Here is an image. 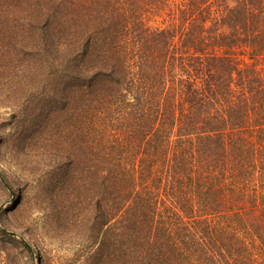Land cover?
I'll use <instances>...</instances> for the list:
<instances>
[{
  "label": "trees",
  "instance_id": "trees-1",
  "mask_svg": "<svg viewBox=\"0 0 264 264\" xmlns=\"http://www.w3.org/2000/svg\"><path fill=\"white\" fill-rule=\"evenodd\" d=\"M0 102L79 264H264V0H0Z\"/></svg>",
  "mask_w": 264,
  "mask_h": 264
},
{
  "label": "rangeland",
  "instance_id": "rangeland-1",
  "mask_svg": "<svg viewBox=\"0 0 264 264\" xmlns=\"http://www.w3.org/2000/svg\"><path fill=\"white\" fill-rule=\"evenodd\" d=\"M10 108L0 102V122L9 115ZM10 131L9 125H0V135ZM20 170L10 160L6 146L0 142V264H41L37 250L41 254L42 264H55L62 259L63 263L79 264L74 249L69 245L59 246L54 241H49L47 237L39 235L37 216L39 213L34 207V189L24 192V203L18 205L19 190L17 185L13 187L7 184V178L20 183ZM22 178V177H21ZM21 186V185H20ZM12 192L14 199L11 201ZM30 232H23V229ZM6 230L21 234L27 240L32 252L31 256L24 250L17 235L9 234ZM3 231V232H1ZM37 235V240L33 239ZM11 236H15L11 238ZM36 238V237H35Z\"/></svg>",
  "mask_w": 264,
  "mask_h": 264
},
{
  "label": "water",
  "instance_id": "water-1",
  "mask_svg": "<svg viewBox=\"0 0 264 264\" xmlns=\"http://www.w3.org/2000/svg\"><path fill=\"white\" fill-rule=\"evenodd\" d=\"M13 199H14V193L12 192V198H11L10 200L12 201ZM2 206H3V205H0V209L2 208ZM4 230L7 231L9 234L17 235V236L23 238L21 234H18V233H16V232L9 231V230H6V229H4ZM23 239H24V238H23ZM24 240H25V239H24Z\"/></svg>",
  "mask_w": 264,
  "mask_h": 264
}]
</instances>
